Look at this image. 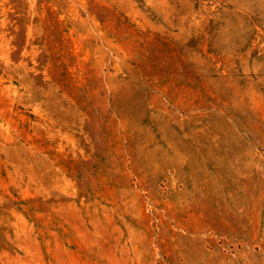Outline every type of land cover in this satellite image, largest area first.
<instances>
[{"label": "rangeland", "instance_id": "374dc122", "mask_svg": "<svg viewBox=\"0 0 264 264\" xmlns=\"http://www.w3.org/2000/svg\"><path fill=\"white\" fill-rule=\"evenodd\" d=\"M0 264H264V0H0Z\"/></svg>", "mask_w": 264, "mask_h": 264}]
</instances>
